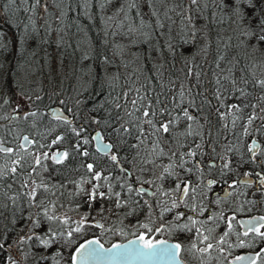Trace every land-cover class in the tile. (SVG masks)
I'll return each instance as SVG.
<instances>
[{
    "label": "trees",
    "instance_id": "1",
    "mask_svg": "<svg viewBox=\"0 0 264 264\" xmlns=\"http://www.w3.org/2000/svg\"><path fill=\"white\" fill-rule=\"evenodd\" d=\"M67 2L41 0L40 5H35L33 0H27V3L15 0L11 4L8 0H0V33H3L7 44L0 49V143L14 148L17 145L12 139L16 137L12 135L24 132L32 137L35 129L38 136L46 128L63 123L48 112L50 108L60 107L74 128L80 131L81 139L86 138L93 143V134L100 131L112 143L114 150L119 152L121 167L131 173V176L124 173L125 177L129 180L134 178L131 184L136 188L147 177L161 174L162 167L170 163L169 157L173 153L176 154L173 158L175 163L179 164L183 154L184 167L191 169L190 172L180 169L178 173L176 168L178 176L184 173L185 180L201 179L198 162L201 159V164L207 163L204 164L203 160L210 155L212 144L220 143V149L226 150L230 140L246 142L258 135L254 130L263 123L260 120L249 127L250 135H243L247 117L252 112L251 107L243 105L258 103L261 92L252 83H248L249 89L244 86V79L252 80V74L246 67L251 60L239 47L224 46L228 37L234 35L236 25L219 22L210 0H203L209 7H203L202 3L192 9H189V0H169L166 7L176 8L175 12H169L170 20L162 15L165 6L153 0H137V7L133 9H128L131 0H109L108 3L100 0L99 4L89 0L87 10L73 4L72 11L68 10ZM152 8L160 13L164 24L162 29L156 27V17L150 14ZM121 9L127 11L128 19H124ZM188 15H191V21L186 18ZM141 18L151 27L140 28ZM118 21H122L119 28L116 27ZM193 28L196 30L195 39L191 36ZM232 44L236 45L237 41L233 40ZM253 70L257 78H264L258 67ZM225 76L235 79L236 85L223 79ZM218 78L221 80L219 85L216 83ZM218 87L222 92L219 100L216 98ZM240 88L246 95L240 96L237 91ZM133 99L137 100L135 106L131 103ZM20 101L24 108H15ZM233 103L243 108V119L234 127L230 119H220V114L226 111L224 106ZM149 104L156 112L153 122L157 127L161 122L176 119L175 125H170L169 133L150 135L153 129L142 118L144 107ZM260 107L256 109L258 114H261ZM185 109L194 120H187L183 115ZM29 112H36L37 116H30ZM225 123H228L227 128ZM189 132L192 134L188 135ZM55 134L53 132L52 135ZM141 140H144L143 144ZM155 142L166 155L148 157ZM187 145L191 148H186ZM190 149L196 152V156L189 165L187 153ZM7 158L11 157L0 153L1 160ZM148 158L154 159L155 164L144 163ZM83 164L79 159L66 165V172L70 175L64 179L57 177V174L63 175L60 170L51 175L49 169L43 168L33 178L62 186L56 189L60 190L58 202L70 209L71 199L82 201V197L70 195V190H76L73 181L87 174L83 172ZM173 177L165 176L163 181L155 180L157 183L154 184L168 189ZM22 179L18 178L13 183L10 192L20 191ZM9 183H12L11 177L3 181L5 186ZM0 191L9 190L3 187ZM19 204L17 217L36 211L26 207L23 197ZM108 207L113 205L108 203ZM81 210L70 212L75 215L82 213ZM5 216H9L8 211ZM109 220L116 224L115 220L106 219ZM3 223L8 224V220ZM21 224H24L23 230ZM27 230L28 225L23 220L9 224L6 232L0 227L4 238L13 244ZM94 236L105 245L121 240L120 237L114 239L109 231L88 229L69 246L62 264H68L73 246ZM23 247L25 251L34 253L43 251L36 241ZM9 251L14 256L18 254L16 249ZM4 255L0 253V264H4ZM24 264H33L31 257Z\"/></svg>",
    "mask_w": 264,
    "mask_h": 264
},
{
    "label": "snow or ice",
    "instance_id": "2",
    "mask_svg": "<svg viewBox=\"0 0 264 264\" xmlns=\"http://www.w3.org/2000/svg\"><path fill=\"white\" fill-rule=\"evenodd\" d=\"M15 0H8V3H14ZM27 3V0H24ZM63 2V0H61ZM97 4L100 3V0H95ZM109 0H104V3H108ZM154 3H161L165 6V10L162 15L165 19H171L169 12H175L176 8H167L169 0H153ZM35 5H40L41 0H33ZM203 3V0H189V9H192L193 6H200ZM76 4L81 10H87L89 0H68L67 7L69 11H72V5ZM210 4L214 6L215 13L218 14L219 22L227 21L230 25L235 24L236 27L233 30L234 35L229 36L225 47H239L245 56H248L251 60L248 67L249 71L252 74V80L249 81L244 79V83H252L253 87H258L261 92L258 96V103L256 104H245L243 107H251L252 112L248 115L246 120V125L243 129V135H250L249 127L253 124L254 121L260 120L264 122V107H260L261 104H264V78H257L256 72L253 70L259 68L262 75H264V0H210ZM137 7V0H131L128 4V9H133ZM203 7H209V4L203 3ZM44 8H47V4L44 5ZM29 9H25L28 11ZM124 12V19H128V13L124 9H121ZM152 16L156 17L157 28H163L164 24L161 22L160 13L157 9L152 8ZM119 15V14H118ZM191 21V15L186 17ZM111 19V18H110ZM122 21H118L116 27L121 26ZM140 28L145 26L151 27V25L146 24V22L141 18L140 19ZM131 31V27H129ZM191 36L193 39L196 38V30L193 28L191 30ZM221 41L223 38H219ZM236 40L237 44L233 45L232 41ZM207 44V41H205ZM7 47V44L4 42L3 33H0V49ZM171 47V45H169ZM259 53V56L256 54ZM220 59L223 60L224 56L221 55ZM259 61V63H257ZM239 62V61H237ZM219 67V63L217 64ZM231 72V69H229ZM243 71V70H242ZM191 69H189V75H191ZM199 75L198 73L196 74ZM223 79L230 80L233 86L236 85V80L232 79L230 76H225ZM221 82L220 78L216 80V83L219 85ZM139 91V90H137ZM240 93V96L246 95V92L243 88L237 89ZM250 94V93H249ZM126 95V94H125ZM183 95V94H181ZM222 92L221 88L216 89V98L221 99ZM39 98V97H37ZM142 100L143 97H140ZM131 103L135 106L137 100L133 99ZM221 106H224L223 104ZM226 107V111L220 114V119L228 121L230 119L233 127L236 123L243 119L241 113L243 108L240 104H230ZM257 107H260V113L256 112ZM139 111V109H136ZM164 110H161L163 113ZM28 115L36 117V112H29ZM132 115V113H129ZM183 115L187 120L192 121L194 117L188 113L185 109ZM156 116L155 110H151V104L144 107L142 112V118L144 123L150 125L154 133H169L170 125H175L176 119H170L167 122H161L159 127L153 122V117ZM57 120H62L64 124L71 126V121L67 120L64 117H61L59 114L55 115ZM27 119V116H25ZM224 127H228V123L224 124ZM191 128V125H189ZM70 131L74 133L77 137L81 135L80 131L74 127H70ZM127 131V130H126ZM254 131L258 133H264V123ZM143 134V130H141ZM192 133L189 132L188 135ZM95 140H102V137L97 134L93 137ZM23 140L27 143L33 145L37 144V141L29 140L28 136H24ZM64 140L63 135H58L51 141L52 145L60 143ZM90 141L86 138H83L81 142L73 145V150L79 153L83 157H88L89 152L87 149H83V145L89 144ZM141 144L144 143V140L140 141ZM20 149L25 153V155H20L17 153L15 158L11 160V166H0V188L6 187L9 191H0V227L4 229V232L8 230L9 224H14L23 220L28 225V230L24 232L23 235H20L16 240L15 244L9 243L5 238L3 232H0V253H4V264H24L30 257L33 260V264H62L65 257V252L68 251L69 246L73 245V242L78 240L81 235L85 233L88 229H100L105 231H111L112 228H107L106 223L101 221L105 220L106 209L103 205L108 201H114L113 207L116 209H124L128 207L129 200L133 196L144 197L145 195L156 196V192H151L149 189L144 188L143 184H154L155 181L143 180L140 181L141 186L134 188L132 184L127 183L125 180L123 183H119L121 180L120 177H117L116 180L119 183L120 191L114 190L116 185L112 183V177L110 175H105V169L94 163H87L83 165L86 168V175L81 176L79 180L73 181L76 186V192L71 193L70 195L82 197V201H78L70 209H65L63 212L58 211V209H64L62 203H58V198L56 200L51 199V197L56 196V191L58 187L62 186H49L43 182V180L37 182L34 179V175H39L38 169L43 168L47 169V165L44 164V161L51 160L55 164H63L70 156L68 150L65 151H55L51 155L49 152H38L32 151L29 152L25 147V144H21ZM46 145L39 144V148H45ZM199 147V145H197ZM112 145L105 144L103 146L97 145V152H102L104 156L109 157L112 164L119 165V157L116 154H111L110 150ZM83 149V150H82ZM230 150V149H229ZM249 152L252 153L251 159L254 161L256 155L260 152V145L257 141L253 140ZM13 148H5L0 144V153L8 157H12L14 153ZM166 155L163 149L159 147V143L155 142L150 151L148 152V157L155 156L159 158L160 156ZM175 153L169 157L170 163L162 167V171L157 179L163 180L165 176H176L178 178V173L175 171L177 167L184 168L186 161L183 159V154L181 156L180 163L177 164L174 162L173 158ZM189 157H195L196 152L190 151L187 153ZM31 157V160H29ZM144 163L155 164V160L148 158L145 159ZM230 162L224 164V168L229 167ZM121 172H124L126 176H130L131 173H128L127 169L121 168ZM191 171V169H187ZM259 175V174H258ZM8 177L12 178V183L3 185V181ZM18 178H23L22 183L20 184V191L10 192L12 189L13 183L16 182ZM262 187H264V176H261ZM214 181H208V186L211 187ZM86 185L88 187H86ZM230 188H235L236 184L233 183L229 185ZM103 189V190H102ZM157 191L160 192L162 197H167L160 201V204L163 206L160 208V217L162 218L164 213L172 212L174 209H177L180 205L189 208L190 211L194 213L193 216H185L184 212H175L173 219L167 223L156 224V221L152 219V205L145 200L144 204L149 209L148 220L147 222L138 224L140 229H143L144 232H141L139 235V244L137 242H132L130 246H121L114 245L116 252L112 250L105 251L103 245L100 244L98 239L88 240L83 244L78 246H73L72 250L68 255V264H88L90 260L96 257L106 256L109 254H118L119 250L122 247H132L137 252H141L140 245L143 249H146L147 252H141L142 255H155L159 257L172 258L175 259L178 255L185 251L181 243H176L174 245L169 244L165 240H159L157 242H152L149 238V235L162 232H190L193 233V242L191 244L192 251L199 252L202 256L209 255L215 251L218 252L221 257L227 259V256L231 255V249L234 247H249L257 240L264 241V216L256 217L247 222H241L236 219L235 215L228 217L224 220L223 214H221L218 219L224 220L226 224V231L220 235L218 238H214L212 233V228H206L205 224L208 221H201L197 217L203 214L204 209L200 208L197 211V206L195 203L191 205L187 204L186 201L188 198L192 197L195 200L196 188L192 187L190 182H185L179 180L175 184V187L172 190H162L160 187H157ZM122 194L127 198H122ZM63 195V193H61ZM23 199L26 201V207L29 209H36L35 212H29L27 216L17 217L16 212L20 208V200ZM39 197V198H38ZM7 201L8 203H6ZM86 205V213H80L79 218H74L69 215V211L79 212L80 203ZM134 204H139L140 201L133 200ZM160 205H158L159 207ZM9 212V216H5V212ZM99 216V219H97ZM7 219L8 224H4L3 221ZM243 228L242 232L235 230L233 222ZM21 229L23 230L24 224H21ZM149 234V235H146ZM236 237V241L233 242L230 237ZM249 238V239H244ZM31 241H36L38 245L43 249L40 252H31L25 251V245H28ZM200 245H203L202 247ZM15 248L17 250V255H12L9 250ZM52 249L53 251H49ZM227 254V255H226ZM228 264H264V248H261L255 254L250 255H240L234 257L232 260L228 261Z\"/></svg>",
    "mask_w": 264,
    "mask_h": 264
},
{
    "label": "flooded vegetation",
    "instance_id": "3",
    "mask_svg": "<svg viewBox=\"0 0 264 264\" xmlns=\"http://www.w3.org/2000/svg\"><path fill=\"white\" fill-rule=\"evenodd\" d=\"M48 129V128H47ZM41 133L48 138L47 141L41 142L37 140V144H35V148L33 144L27 143L23 140V138H16L20 139L19 141H16V145L19 147L22 143L25 144V147L28 149L29 152L32 151H38L40 153L42 152H49V155H51L53 152L57 150L65 151L68 150V148H61L57 147L58 144L52 145L51 139L54 135H49L50 133L46 130H43ZM28 136L26 133H24V136ZM30 139L35 140L33 137L28 136ZM41 136H38L40 138ZM39 144L46 145L45 148H39ZM112 145V144H110ZM5 148H12L9 145L2 144ZM63 149V150H62ZM59 150V151H60ZM93 150L95 151L97 156H100L99 159V166L103 167L105 169L104 174L107 171V167L112 168L110 175L112 177V183H121L125 180L127 183H132L133 179L129 180L125 177L124 172H121L120 169L123 168L122 163L119 161V165L112 164L109 157L104 156L102 152H97V147H93ZM90 151V150H89ZM22 152V155L25 153ZM111 154L115 152L114 147L112 146L110 150ZM114 154L117 155L115 152ZM119 157V155H117ZM11 158L4 159L5 162L8 164L11 163ZM29 160H31V157H29ZM75 160L68 158L64 161L63 164H55L51 160L44 161L43 163L47 165L48 171L52 174H57L59 169L67 168L66 165L72 164ZM82 161L84 162L83 165H86L88 162V159L86 157H82ZM262 161V160H261ZM260 162V161H259ZM261 166H257L254 162L250 166L247 171L241 176H232L235 179L231 182H226L220 180L218 177L216 178L213 176L210 172L206 171V168L203 167V164L198 162V165L201 167V171L206 172L207 177L205 179H194V180H185V182H190L192 187L196 188V202L198 205L197 211L200 210V208H203V214L198 216L197 218L201 221H208L207 224H205L206 228H212L213 229V237L218 238L220 235H222L226 231V224L224 220H226L228 217L235 215L236 219L241 222H247L249 220H252L259 216H264V187H262L261 182V176H264V161L260 163ZM181 168L177 167V171L179 173ZM39 170V169H38ZM215 170L222 172V168H215ZM233 170V169H232ZM83 171L86 172V168L83 167ZM41 172V171H40ZM54 172V173H53ZM39 173V172H38ZM130 173V171H128ZM184 174V173H183ZM259 174V175H258ZM131 176V175H130ZM183 175H179L178 178H181ZM120 177L121 180L119 183L117 182L116 178ZM174 178V177H173ZM178 178L172 181L169 185L170 188L173 189L175 187L176 181H178ZM163 181V180H162ZM208 181H214L211 187L208 186ZM235 183V188H230L229 185ZM141 185V184H139ZM142 186H148L152 190L154 187L151 184H143ZM168 188V189H170ZM162 190H167L166 186L161 187ZM114 190L120 191L121 189L116 187ZM247 193V197L245 198V193ZM123 195V194H122ZM191 196V195H190ZM122 198H127L125 196H122ZM167 199V197H166ZM133 200L140 201L139 204H134ZM163 199L156 194L155 197L151 196V198L147 199V201L154 207H152V219L156 221V224L161 223H167L169 222L168 219L170 217H173L175 212H184L185 216H190V210L184 207V205H180L176 210L174 209L172 212L164 213L163 217L161 218L160 208L163 206L160 204V201ZM145 199L139 197V196H133L132 199L129 200L128 207L124 209H116L113 207H110L108 209H115V215L111 218V220H115L116 224L111 223L110 220L106 221V219H109L108 216L105 215V220L101 221L102 223H106V227L110 228L111 225H114L112 228L113 230L109 231V235L113 236L114 239L121 238L120 241H116V243L125 242L129 239L133 238H139V235L141 232H144L143 229H140L138 227V224L147 222L148 220V214L149 209L144 204ZM107 203L113 205L114 202L108 201ZM194 202H190L192 204ZM222 204L221 205H218ZM158 205H160L158 207ZM184 210V211H182ZM223 214L224 220L218 219V217ZM235 230L238 232H242L243 228H241L239 225L233 222ZM100 230V229H99ZM261 231H264V229H261ZM194 233V230H193ZM193 233L190 232H180V231H172V232H162V233H155L152 235H149L146 233V235H149V238L152 240V242H157L159 240H165L167 242H171L173 244L181 243L184 247L185 251L181 252L179 254L180 258L183 260L185 264H228V261L232 260L236 256L240 255H250L255 254V252L259 251L261 248H264V241L257 240L249 247H234L232 248L231 255L227 256V259L224 257H221L218 252L213 251L209 255L202 256L197 251L189 250L191 249V244L193 242ZM96 237V236H94ZM97 238V237H96ZM230 239L235 242L236 237L233 235L230 237ZM249 239V238H244ZM201 247L203 245H200ZM227 255V254H226Z\"/></svg>",
    "mask_w": 264,
    "mask_h": 264
},
{
    "label": "bare ground",
    "instance_id": "4",
    "mask_svg": "<svg viewBox=\"0 0 264 264\" xmlns=\"http://www.w3.org/2000/svg\"><path fill=\"white\" fill-rule=\"evenodd\" d=\"M244 86L247 89L250 88V86L248 84H245ZM50 109L54 110V115H53L54 117L56 114H59L61 117H64L67 120L71 121L69 119V117L62 111V109L60 107H54V108H50ZM260 126H261V124H260ZM260 126L256 127V129L259 128ZM70 127H74V124L72 123V121H71V126L66 125L64 123H61V124H57L56 126L50 127L48 129L46 128V131L50 133L49 135H52L53 132L54 133H60V135L64 136V140H62V143L68 144L72 141V139L68 140V136H70V134H71L72 135L71 137L73 138V135H74V133H72L70 131ZM98 132H100V131H98ZM6 134L8 137H10L8 135V133H6ZM255 134H258L261 137L256 135L255 137H252L250 139V141L246 140V142L235 141V140L228 141L226 150L220 149L221 148L220 143H215L214 145L212 144V147H210V155L206 159L203 160L204 164L207 162L205 165H203V167H205L206 171L210 172L216 178L218 177L220 180L226 181V182L233 181L235 178L232 176H238V175L242 176L245 173V171H247L249 169V165H250L249 163L252 164V161H253L252 159H250L252 157V153L249 152V150H248L253 140L257 141L258 144L260 145V152L256 158L259 157L261 160L264 161V133H258L257 132ZM14 135H12L11 137L15 138ZM33 135L34 136H32V137L34 139L35 138L39 139L38 136H40V135L37 136V134L34 132H33ZM20 136L23 138L24 134L20 135ZM101 137H102V141H105V137L102 134H101ZM37 139H35V140H37ZM12 140L15 141V143H16V141H19L20 139H12ZM83 147H84L83 149H87V151H88L89 149H92L93 147H97V143L95 141H93V143L83 145ZM188 147L191 148L189 145H187L186 148H188ZM206 148L208 149V147H206ZM13 149L15 151H14L11 159L15 158V155L17 153L22 155V152H20V150H21L20 147L17 146V147H14ZM115 152L117 153V155H119L118 151H115ZM256 158H255V160H256ZM255 160L253 162H255ZM226 162H230L228 168H224V164ZM4 165L11 166V164L9 165L3 159L2 160L0 159V166H4ZM216 167L217 168L223 167L222 172L215 170ZM59 170L64 176L69 177L70 172H68V171L66 172V168H62ZM57 177L60 179H64V177L60 174H57ZM73 179H74V177H71V180H73ZM121 183H123V182H121ZM113 184H115L116 187L119 186V184H117V183H113ZM49 186H53V185H49ZM140 186L141 185H138V187H140ZM143 187L146 189H149V191H151V192H156V190L154 191V190L150 189L148 186H143ZM54 190H56V189H54ZM58 191H60V190H58ZM58 191L56 190V196L52 197L53 200H56L57 197H59L60 193H58ZM75 192H76V190H74V188L70 190V194L75 193ZM157 194H158V192H157ZM141 198L147 200V199L151 198V196L145 195L144 197H141ZM77 202H78V200H75V198L71 199L69 202L70 208L73 205H75ZM112 202H114V201H112ZM58 203H60V202H58ZM65 209L66 208L58 209V211L63 212ZM79 209H82L81 210L82 213H86L87 211H91L90 209L86 208V205H82V203H80ZM69 215H70V211H69ZM189 215L193 216V215H191V213H189ZM113 244H116V241Z\"/></svg>",
    "mask_w": 264,
    "mask_h": 264
},
{
    "label": "rangeland",
    "instance_id": "5",
    "mask_svg": "<svg viewBox=\"0 0 264 264\" xmlns=\"http://www.w3.org/2000/svg\"><path fill=\"white\" fill-rule=\"evenodd\" d=\"M15 108H24V105H22V101H20V102H18L17 103V105H16V107ZM50 114H52V115H54V110H52V112L50 113ZM56 119V118H55ZM33 132L34 133H36L37 131L35 130V129H33ZM96 133V132H95ZM94 133V134H95ZM101 133V132H100ZM24 134V132H19L18 134H16V135H14L16 138H20V135H23ZM94 134H93V137H94ZM58 135H60V133H57V134H55L54 136H53V138L51 139V141L53 140V139H55V137L56 136H58ZM34 136V135H33ZM40 140L39 141H41V142H44V141H47L48 140V138H46L44 135H43V133H41L40 134ZM72 135L70 134V136H68V140H71L72 139V141L70 142V143H68V144H64V143H62V141L60 142V143H58V145L59 146H57V147H67L69 150V152H70V156H69V158H71V159H73V160H75V161H79V159L82 161V157L83 156H81L79 153H77V152H75L74 150H73V145H75L76 143H78V142H81L82 141V139L80 138V137H77L75 134L73 135V138L71 137ZM76 140H77V142H76ZM94 141H95V139H94ZM105 141L107 142V143H110L109 141H107L106 139H105ZM0 144H2V143H0ZM110 144H112V143H110ZM84 148V147H83ZM60 150V149H59ZM63 150V149H62ZM90 150V151H89ZM88 150V152H89V156L88 157H86L87 159H88V162L89 163H96L97 165L99 164V159H100V156H97L92 150L93 149H89ZM61 151V150H60ZM190 151H191V149H190ZM167 152H169V149L167 148ZM114 154V153H113ZM256 157H257V155H256ZM255 157V158H256ZM192 160H193V157H189V158H187V161H188V164L190 165L191 163H192ZM74 161V162H75ZM201 161V159L199 160V162ZM262 163L263 162V160L261 161V159L258 157V158H256V160H255V164L257 165V166H261V164H260V162ZM178 163H180V162H178ZM252 164H253V161H252ZM139 167H140V165H139ZM82 168V167H81ZM151 168H152V166H151ZM221 168H223V167H221ZM111 169L112 168H110V167H107V171H106V173H105V175H107V174H110V172H111ZM140 169H142V168H140ZM181 169H183V170H186L187 168L186 167H184V168H181ZM198 169H199V172H200V174H201V180L202 179H205L206 177H207V174H205V173H203V172H201L200 171V169H201V167L198 165ZM187 171V170H186ZM185 171V172H186ZM84 172V171H83ZM151 172V171H150ZM46 173V172H45ZM151 174H154L153 172H151ZM84 175V174H83ZM197 176H199V174H196ZM64 178H65V176L64 175H62ZM160 176V174H156V175H151L150 176V178L149 177H147L146 179L147 180H150V181H157V180H160V179H157V177H159ZM200 177V176H199ZM175 179H177V177L176 176H174V179H173V181L175 180ZM179 180H183V181H185V177H184V174H183V176H181V178H178ZM37 182H39V181H37ZM178 181H176V183H177ZM155 183H157V182H155ZM171 183V182H170ZM45 184H47V185H49V183L48 182H45ZM51 185H55V183H51ZM152 186H155L154 188H156L157 186L155 185V184H152ZM86 187H88L87 185H86ZM167 190H171V188L170 189H167ZM166 190V191H167ZM157 189H156V194H157ZM244 193H245V191H244ZM245 195V198L247 197V193H245L244 194ZM158 196H160L163 200L164 199H166V197H162L161 195H160V192H158ZM190 202H196V197H195V200H193L192 199V197L190 196L189 198H188V200L186 201V203L187 204H189V205H191L190 204ZM218 205H221L222 206V204H219L218 203ZM196 206H197V208H198V205H197V203H196ZM103 207L106 209V213H105V215L106 216H108L109 217V219L110 218H112L114 215H115V212H116V210L115 209H108L109 207H108V203L106 202L104 205H103ZM152 207H154V206H152ZM187 209H189V208H187ZM176 210V209H175ZM182 211H184V210H182ZM190 213H191V215H194V213L192 212V211H190ZM70 215H72L74 218H79V214H73V213H71L70 212ZM97 219H99V216H97ZM173 219V217H170V219H168L169 221H171ZM15 248H13L12 250H14Z\"/></svg>",
    "mask_w": 264,
    "mask_h": 264
},
{
    "label": "water",
    "instance_id": "6",
    "mask_svg": "<svg viewBox=\"0 0 264 264\" xmlns=\"http://www.w3.org/2000/svg\"><path fill=\"white\" fill-rule=\"evenodd\" d=\"M49 111L52 112V109H50ZM97 134H99V136L101 137L100 132H96L94 134V137ZM95 142L97 143V145L99 144L100 146H103L105 144H109L106 141H102V140H95ZM93 239H95V238H91L89 240H93ZM132 242H137V244H139V239L133 238V239H130L124 243L114 244V245L130 246L132 244ZM168 243L171 245H174L171 242H168ZM101 245H103V244H101ZM114 245L108 246V247L103 245V248L105 251L112 250V252H116V250L114 249ZM140 248H141V252H147L146 249H143L142 245H140ZM141 252H137L132 247H127V248L122 247L119 250L118 254H115V255L109 254L106 256L96 257V258H93L92 260H90L88 262V264H185L181 260L179 255L177 258L172 259V258L159 257V256H155V255H151V256L142 255Z\"/></svg>",
    "mask_w": 264,
    "mask_h": 264
}]
</instances>
